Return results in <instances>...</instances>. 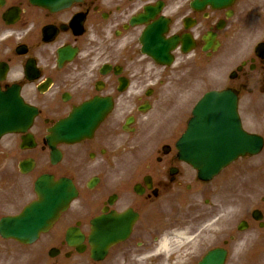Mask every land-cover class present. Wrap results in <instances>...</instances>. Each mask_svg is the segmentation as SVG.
Instances as JSON below:
<instances>
[{"label": "flooded vegetation", "instance_id": "af4514ba", "mask_svg": "<svg viewBox=\"0 0 264 264\" xmlns=\"http://www.w3.org/2000/svg\"><path fill=\"white\" fill-rule=\"evenodd\" d=\"M193 3L0 0V264H200L216 248L231 264L244 234L259 227L250 250L264 245V221L237 218L223 189L233 176L204 181L180 158L190 118L168 111L212 58L218 90H234L240 103L246 93L264 97V0ZM148 31L178 39L171 65L144 53ZM236 51L243 65L223 71ZM155 103L164 111H140ZM72 115L100 120L75 140L83 129ZM261 116L250 124L262 125ZM242 123L250 131L243 115ZM32 204V220L5 221Z\"/></svg>", "mask_w": 264, "mask_h": 264}, {"label": "water", "instance_id": "95a60500", "mask_svg": "<svg viewBox=\"0 0 264 264\" xmlns=\"http://www.w3.org/2000/svg\"><path fill=\"white\" fill-rule=\"evenodd\" d=\"M224 105L226 106L224 107ZM201 113H203V115H206V118L210 116V118L208 119L209 123L203 131V136H201L202 139L199 140L200 142L202 141L201 144L204 147L199 151L197 159L200 161L199 168L203 172L210 170V165H211L210 163H216L218 161H221L225 164L228 161L235 158L237 154L251 151L250 149L249 150L248 149L225 150L223 149L224 147L222 146L226 144L227 141L219 143L214 134V132L218 130L217 127L214 126L212 123L214 121L215 115H225V116H229L231 121L234 122V125L236 127L235 137H237V139L238 138L241 139V136L238 133L239 131L237 130V128L239 127V123L237 121V117H235L234 106L232 105L228 106L227 101H223L222 97H218L217 95H214V94H209L208 98H206L205 101L201 105H199L196 110V115H200ZM205 130H209V131L205 132ZM245 141L248 144L249 143L253 144L256 142L255 140L251 141V138L249 137H245ZM233 143L235 142L233 141ZM256 145L259 149V147L261 146V140H257ZM206 146H209V147H206ZM206 162H208L209 165L206 164ZM213 256H215V254H213ZM220 263L221 261H219L217 264H220Z\"/></svg>", "mask_w": 264, "mask_h": 264}, {"label": "rangeland", "instance_id": "374dc122", "mask_svg": "<svg viewBox=\"0 0 264 264\" xmlns=\"http://www.w3.org/2000/svg\"><path fill=\"white\" fill-rule=\"evenodd\" d=\"M204 85H205V83H204ZM205 86H206L207 88L211 87L210 82L208 81V82H207V85H205ZM205 86L203 87V91L207 89ZM191 101H192V99H191ZM158 105L161 106V104H158ZM192 105H193V104H192ZM192 105H190V106H192ZM262 157H263V156H257V157H251V159H246V160H244V163L246 164L245 169H246L247 167H249V166L255 164V163H258V162L261 163V161H262ZM261 169L264 171V168H263V167H262ZM256 170H257V172H258L259 168H257ZM263 173H264V172H263ZM243 179H244V178H242V179H237V178H235V179H234V181H235V180H238V181H236V184H237V185H238V182H239L240 184H239V187L236 186V187H237L236 189H235L234 186H233V191H234L235 193L240 194V195L243 197V199H244V198L248 199V202H249V204H250V207H253L254 199L257 197V195H260V196L264 195V184H261V183L257 182V181L254 179V173H253L252 170H250V171L248 172V178H247V176H246V178H245L244 180H243ZM263 183H264V182H263ZM262 255H264V254H263L262 251H261L260 254L257 255L258 258L255 260V261H258V262H250V264H264V262L260 261V260H264V257H260V256H262ZM259 257H260V258H259ZM234 264H248V262H246V261H242V262H240V261L238 260V254H236V255H235V261H234Z\"/></svg>", "mask_w": 264, "mask_h": 264}]
</instances>
